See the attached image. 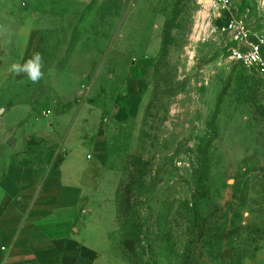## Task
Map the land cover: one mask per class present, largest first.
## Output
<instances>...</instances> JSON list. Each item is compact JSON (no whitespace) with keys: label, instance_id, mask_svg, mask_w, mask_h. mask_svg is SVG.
<instances>
[{"label":"rangeland","instance_id":"1","mask_svg":"<svg viewBox=\"0 0 264 264\" xmlns=\"http://www.w3.org/2000/svg\"><path fill=\"white\" fill-rule=\"evenodd\" d=\"M230 3L0 0V123L104 134L97 209L130 264H264V74L232 58L226 29L260 30L264 0ZM36 51L39 83L8 71Z\"/></svg>","mask_w":264,"mask_h":264},{"label":"crops","instance_id":"2","mask_svg":"<svg viewBox=\"0 0 264 264\" xmlns=\"http://www.w3.org/2000/svg\"><path fill=\"white\" fill-rule=\"evenodd\" d=\"M129 84L133 101L145 80ZM33 131L14 111L0 123V264H130L98 214L104 134L61 143Z\"/></svg>","mask_w":264,"mask_h":264},{"label":"built area","instance_id":"3","mask_svg":"<svg viewBox=\"0 0 264 264\" xmlns=\"http://www.w3.org/2000/svg\"><path fill=\"white\" fill-rule=\"evenodd\" d=\"M216 5L228 10L231 3L230 0H216ZM226 29L235 32L238 41L231 49L232 58L247 67H258L264 74V14L260 30H253L241 17H233Z\"/></svg>","mask_w":264,"mask_h":264},{"label":"clouds","instance_id":"4","mask_svg":"<svg viewBox=\"0 0 264 264\" xmlns=\"http://www.w3.org/2000/svg\"><path fill=\"white\" fill-rule=\"evenodd\" d=\"M0 33L7 34L10 36L8 29L0 25ZM21 59H23L21 57ZM8 71L17 76L24 75L29 81L36 84L44 78V57L39 51H36L32 56L22 63L19 61L12 62L9 66Z\"/></svg>","mask_w":264,"mask_h":264},{"label":"trees","instance_id":"5","mask_svg":"<svg viewBox=\"0 0 264 264\" xmlns=\"http://www.w3.org/2000/svg\"><path fill=\"white\" fill-rule=\"evenodd\" d=\"M126 190H127L126 192H130V187L127 186V189ZM128 202L129 201H127V204H128ZM124 243H125V245H131V246H133V242L130 239H126Z\"/></svg>","mask_w":264,"mask_h":264},{"label":"water","instance_id":"6","mask_svg":"<svg viewBox=\"0 0 264 264\" xmlns=\"http://www.w3.org/2000/svg\"><path fill=\"white\" fill-rule=\"evenodd\" d=\"M14 141H12V143H13Z\"/></svg>","mask_w":264,"mask_h":264}]
</instances>
